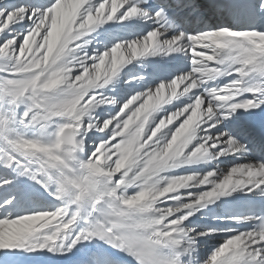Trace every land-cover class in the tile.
<instances>
[{"label": "snow or ice", "instance_id": "1", "mask_svg": "<svg viewBox=\"0 0 264 264\" xmlns=\"http://www.w3.org/2000/svg\"><path fill=\"white\" fill-rule=\"evenodd\" d=\"M0 264H264V0H0Z\"/></svg>", "mask_w": 264, "mask_h": 264}]
</instances>
